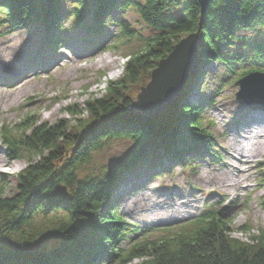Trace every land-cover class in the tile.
<instances>
[{"label":"trees","instance_id":"trees-1","mask_svg":"<svg viewBox=\"0 0 264 264\" xmlns=\"http://www.w3.org/2000/svg\"><path fill=\"white\" fill-rule=\"evenodd\" d=\"M76 25L79 7L91 14L87 32L100 35L103 15L132 7L154 35L139 52L126 55L123 76L109 82L103 96L65 108L86 114L69 128L66 119L53 123L24 114L13 125L0 126V143L7 159L25 158L27 165L15 174V192L4 195L0 186V264H264V231L256 243L232 237L229 222L220 212L207 209L197 216L149 230L124 221L112 208V189L141 167L149 171L168 163L201 158L213 149V137L202 120V106L186 97L201 84V72L189 78L172 103L159 113L134 112L126 91L143 84L157 62L166 57L186 34L199 39L198 63L242 62L244 53L231 58L225 52L238 39V31L264 27V0H210L201 9L197 0H72ZM61 0H0V24L10 28L39 25L44 38L58 29ZM179 8L180 13L171 15ZM123 36L132 31L119 22ZM101 45L98 42V45ZM116 49L117 45L112 44ZM256 68L264 72V47L253 45ZM88 131L81 137V131ZM115 139L137 144L109 174L98 179L80 176L94 153ZM264 168V167H263ZM262 168V169H263ZM2 183L4 180H0ZM264 208V198H261ZM38 218L46 224L37 225ZM242 226L240 229H248ZM135 233L137 236H132ZM40 235L56 241L54 249L35 246Z\"/></svg>","mask_w":264,"mask_h":264},{"label":"rangeland","instance_id":"rangeland-1","mask_svg":"<svg viewBox=\"0 0 264 264\" xmlns=\"http://www.w3.org/2000/svg\"><path fill=\"white\" fill-rule=\"evenodd\" d=\"M74 8L72 0H61L58 29L49 38H44L39 25L10 28L7 23L0 24V52L10 54L15 61L19 58L9 49L17 46L24 51L20 68H30L28 81L17 91L8 87L14 79L12 75L2 71L0 126L13 125L24 114L32 113L49 123L66 119L69 128H73L75 120L84 119L86 114L72 116L65 108L74 104L81 110L85 101L103 96L106 85L123 76L126 55L141 51L146 39L154 35L132 7L113 9L103 15L106 23L100 35L81 27L91 20L87 6L79 7L77 24H72ZM179 13L180 9L175 8L171 15ZM119 22H125L132 32L123 36ZM237 35L234 45L225 52L231 58L244 53L242 62L231 60L229 68L219 61L205 64L197 61L194 73L203 74L201 84L186 97L188 102L202 106V120L213 137L212 151L192 161L167 162L162 168L156 167L157 172L141 167L136 171L137 176L133 172L126 175L124 181L112 189V208L126 223L149 230L175 225L211 208L227 219L232 237L240 241L256 243V236L264 231L261 201L264 198V112H252L234 98L239 88L237 80L246 75L243 72L257 66L252 59L255 56L253 45L264 47V27L238 31ZM112 44L117 48H111ZM60 50L66 60L49 71L47 63L56 62ZM91 53L96 55L88 59ZM98 58L106 60L100 65ZM25 60L30 63L24 64ZM107 60L111 62L107 64ZM151 71L143 84L138 82L128 87L126 93L132 100L150 80ZM250 115L253 117L246 119ZM136 148L132 140H112L94 153L92 161L81 169L80 176L102 179ZM3 151L0 143V180H4L0 181V186L4 195L10 196L15 192V174L24 169L27 161L25 158L9 160ZM238 151L247 158L235 157ZM43 223L46 224L38 218V227ZM242 226L248 229H240ZM5 238L0 237L1 244H6ZM35 246L54 249L56 241L38 235ZM131 264H138V260Z\"/></svg>","mask_w":264,"mask_h":264},{"label":"water","instance_id":"water-1","mask_svg":"<svg viewBox=\"0 0 264 264\" xmlns=\"http://www.w3.org/2000/svg\"><path fill=\"white\" fill-rule=\"evenodd\" d=\"M210 0H197L201 9ZM199 39L195 33L187 34L173 45L166 57L160 59L150 73V80L132 101L134 112L151 116L165 110L183 90L196 65ZM234 94L236 101L244 103L252 112H264V72L253 71L239 78ZM83 132V133H82ZM88 131H81L82 134Z\"/></svg>","mask_w":264,"mask_h":264},{"label":"bare ground","instance_id":"bare-ground-1","mask_svg":"<svg viewBox=\"0 0 264 264\" xmlns=\"http://www.w3.org/2000/svg\"><path fill=\"white\" fill-rule=\"evenodd\" d=\"M61 43H63V42H61ZM9 50H12L14 56L18 57L19 59L13 61L12 57H10V54L6 55V54L0 52V75L3 73L2 71L11 74L14 79L8 87L12 91H17L19 87L26 84V82L28 81L27 71L30 68L29 69L28 68H26V69L20 68L21 59H22V56L24 54V51H22L17 46H11V48ZM58 53L60 55H59V58L56 62H54V63L48 62L47 63V67H49V71L56 69L63 60H66V56L64 55L63 52H61V50ZM95 55H96V53L89 54L88 59L95 57ZM105 60L106 59L98 58L97 64L102 65ZM25 62L26 63H24V64H29L30 60L29 61L25 60ZM109 62H111V61L110 60L106 61L107 64H109ZM32 63L34 64L35 62H32ZM251 117H253V115L246 117V119L251 118ZM230 156H231V158H234V155H230ZM235 157L240 158V159L247 158V157L243 156L240 153V151L237 152ZM237 161H240V160L237 159Z\"/></svg>","mask_w":264,"mask_h":264}]
</instances>
